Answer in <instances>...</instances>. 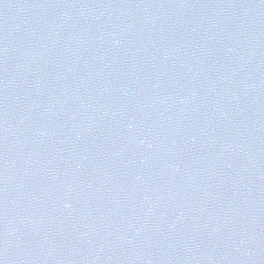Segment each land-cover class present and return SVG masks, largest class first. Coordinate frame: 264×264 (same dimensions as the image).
<instances>
[{
  "label": "water",
  "instance_id": "water-1",
  "mask_svg": "<svg viewBox=\"0 0 264 264\" xmlns=\"http://www.w3.org/2000/svg\"><path fill=\"white\" fill-rule=\"evenodd\" d=\"M0 264H264V0H0Z\"/></svg>",
  "mask_w": 264,
  "mask_h": 264
}]
</instances>
